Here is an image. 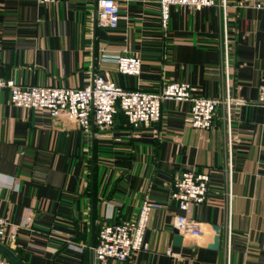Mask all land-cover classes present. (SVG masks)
Listing matches in <instances>:
<instances>
[{
	"label": "crops",
	"instance_id": "obj_1",
	"mask_svg": "<svg viewBox=\"0 0 264 264\" xmlns=\"http://www.w3.org/2000/svg\"><path fill=\"white\" fill-rule=\"evenodd\" d=\"M117 1L119 22L109 29L96 25L97 0H0V78L82 87L103 73L124 88L158 91L181 81L197 96L242 102L230 103L229 111L218 104L207 129L187 123L188 103L169 99L150 126L133 128L116 113L111 127L91 123L83 130L65 115L12 105L1 88L0 215L7 224L0 243L25 264H91L98 228L134 218L147 196L159 207L144 230L147 249L133 252L131 261L264 264V104L257 101L264 15L237 0H214L172 5L163 27L158 0ZM126 53L140 57L138 75L118 72L116 57ZM185 170L207 172L209 188L177 230L172 181Z\"/></svg>",
	"mask_w": 264,
	"mask_h": 264
},
{
	"label": "built area",
	"instance_id": "obj_2",
	"mask_svg": "<svg viewBox=\"0 0 264 264\" xmlns=\"http://www.w3.org/2000/svg\"><path fill=\"white\" fill-rule=\"evenodd\" d=\"M38 3H54L60 0H36ZM224 5L225 0H220ZM214 0H158L161 25L167 26L169 8L172 5L211 6ZM238 6L252 7L264 15V0H237ZM119 3L117 0H97L96 25L113 29L119 22ZM223 27V58L227 59V30ZM118 72L125 75H138L141 59L135 54H120L116 57ZM225 80L228 83L227 66ZM7 88L12 105L33 110H46L50 115H65L76 120L79 127L87 130L91 123L99 129L111 127L114 116L120 110L133 128L150 126L161 116V103L164 100H180L188 103L186 121L194 128L207 129L212 126L216 107L225 104L229 111L230 103L242 102L240 99L197 96L188 82L168 81L158 91L140 88H124L105 74L95 73L82 87L58 86L48 83L22 85L13 80L0 78V89ZM257 101L264 104V79L258 86ZM232 134L227 130L228 161L231 158ZM227 170L230 168V162ZM4 185H11L10 183ZM209 175L204 171L185 170L173 176L171 196L181 211L175 217L174 226L182 230L187 214L194 204H201L209 188ZM2 186V185H1ZM159 207V203L147 196L142 200L134 218L103 223L97 230L96 240L90 245L91 264H148L145 260L131 261L133 252L147 249L143 241L150 212ZM30 220V218H28ZM7 218L0 215V238L5 235ZM230 230L226 238L229 245ZM69 245L72 244L69 242ZM78 250L82 246L74 245ZM174 256L170 248L165 251ZM0 264H15L11 259L1 256ZM226 264H229L228 262Z\"/></svg>",
	"mask_w": 264,
	"mask_h": 264
},
{
	"label": "water",
	"instance_id": "obj_3",
	"mask_svg": "<svg viewBox=\"0 0 264 264\" xmlns=\"http://www.w3.org/2000/svg\"><path fill=\"white\" fill-rule=\"evenodd\" d=\"M176 240L177 243H179L180 237L176 236ZM219 243V226H216L215 228V236L213 239V246L217 247ZM0 250L10 259H12L16 264H25L24 262H22V260H20L17 256H15V254L4 244L0 243Z\"/></svg>",
	"mask_w": 264,
	"mask_h": 264
},
{
	"label": "trees",
	"instance_id": "obj_4",
	"mask_svg": "<svg viewBox=\"0 0 264 264\" xmlns=\"http://www.w3.org/2000/svg\"><path fill=\"white\" fill-rule=\"evenodd\" d=\"M116 113H119V114H122L123 115V113L120 111V110H118ZM125 117V116H124ZM95 242V240L93 241V243ZM4 257H7V256H4ZM10 259V258H9ZM12 260V259H11Z\"/></svg>",
	"mask_w": 264,
	"mask_h": 264
},
{
	"label": "rangeland",
	"instance_id": "obj_5",
	"mask_svg": "<svg viewBox=\"0 0 264 264\" xmlns=\"http://www.w3.org/2000/svg\"><path fill=\"white\" fill-rule=\"evenodd\" d=\"M114 123V122H113ZM116 264H119V262H116Z\"/></svg>",
	"mask_w": 264,
	"mask_h": 264
}]
</instances>
